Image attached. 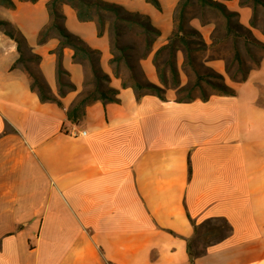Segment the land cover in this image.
Here are the masks:
<instances>
[{"label": "crops", "instance_id": "obj_1", "mask_svg": "<svg viewBox=\"0 0 264 264\" xmlns=\"http://www.w3.org/2000/svg\"><path fill=\"white\" fill-rule=\"evenodd\" d=\"M12 1L0 2V21L23 38L21 48L39 55L34 66L49 98L32 87L18 42L0 25V264H264V50L233 80L225 57L212 54L223 30L213 7L105 0L146 16L159 31L147 49L139 27L125 24L121 36L141 80L163 88L162 96L146 91L138 98L124 85L131 71L121 63L117 73L111 62L109 24L100 33L98 21L81 20L62 2L64 28L99 51L97 65L108 76L102 83L116 90V100H91L73 119L69 111L93 85L89 59L74 57L70 45L60 56L53 31L40 41L51 22L49 0ZM214 1L234 13L230 22L222 16L225 38L240 53V41L264 46L261 4ZM190 6L196 12L188 16ZM174 34L188 45L178 39L172 52L159 51ZM170 61L178 71L174 87L167 86ZM198 61L234 92L179 100L185 68ZM59 66L66 71L61 81ZM72 126L86 133L67 134ZM216 219L231 231L192 261L188 247L199 225Z\"/></svg>", "mask_w": 264, "mask_h": 264}, {"label": "trees", "instance_id": "obj_2", "mask_svg": "<svg viewBox=\"0 0 264 264\" xmlns=\"http://www.w3.org/2000/svg\"><path fill=\"white\" fill-rule=\"evenodd\" d=\"M148 1L152 2L155 5L159 4L158 0H148ZM198 1L201 2L202 5L217 8L227 18L228 22H230L231 17L234 15V13L229 12L226 9L225 5L219 1H214V0H198ZM0 2L7 6H14L12 0H0ZM62 2H70V4H72V6L76 9L78 17L81 20L98 21L100 27L99 28L100 33H102L106 23L109 24L110 31L112 34L113 57L111 59V62L116 65L117 73H119V66L121 63H123L131 71L130 76L124 79V85L130 83L131 86L136 91L138 98L141 97L146 91L154 92L159 96H162L161 93L163 91V88L153 83L143 82L139 77V74L134 69L135 67L130 63L131 55L129 54V51L132 49V46L121 45L120 43V36L122 33L121 30V22H122L126 24L128 29L134 26L139 27L141 29L140 34H144L143 42L145 48L147 49L150 46L152 40L158 34L159 31L151 26L146 16L139 15L138 13H127L121 5L107 2L105 0H49L48 8L51 14V22L46 27H44L40 32V41L45 40L49 36L51 31L55 32L61 38L59 55L60 56L62 55L61 49L64 46L66 45L72 46L75 50L74 57L78 59H86V58L89 59L92 68V73L94 75L93 80H88V82H91L93 84L94 88L90 89L87 92L86 96L80 99L78 103L73 107V109L69 111V116L71 118L75 119L81 116L82 111L84 109V105L91 100L100 99L104 102L116 100V98L114 97V95L116 94V90L109 87H105L104 84L102 83V80H108V76L106 74L101 73L97 65V60L99 58V51L91 49L88 45L84 43V41L81 38L68 33L64 28L62 24V20L64 16L59 11V5ZM0 25H4L7 29L8 35H10L18 42V50L20 51V53H22L21 43L23 42V38L18 35L16 36L13 28H11L7 22L0 21ZM236 28L239 30L243 29L241 25H237ZM191 34H196V33L193 31L191 32ZM178 39L180 42L188 45V42L185 40L184 37H179L178 34H174V36L172 37V41L168 45H165L164 47L160 48L159 51H161L164 48H169L170 52H172L174 48L173 43L175 42V40ZM259 45L263 46L261 44ZM33 56L35 60H39L40 58L39 55H33ZM169 64H170L171 74L174 77V81L178 83V71L172 61H170ZM30 73L34 77V82L32 84V87L38 88L42 99L49 98L47 95L44 94L45 89L42 83L40 82V78L37 72L35 70H30ZM64 73H66V71L62 69L61 66H59L58 75L60 81ZM215 76L223 78L222 75H219L217 73H215ZM161 77L162 80L165 82L164 75L161 74ZM208 83L214 84L216 87L220 88L221 92L225 94H230L234 92V90L231 89L229 86H227L224 82L220 84V83H213L212 81H208ZM207 96L208 95H206L205 97ZM222 221L227 225L228 227L227 234H229V232L231 231V227L226 221L224 220ZM188 250L191 260L193 261V257L195 254L191 251V247L190 248L188 247Z\"/></svg>", "mask_w": 264, "mask_h": 264}, {"label": "rangeland", "instance_id": "obj_3", "mask_svg": "<svg viewBox=\"0 0 264 264\" xmlns=\"http://www.w3.org/2000/svg\"><path fill=\"white\" fill-rule=\"evenodd\" d=\"M245 1L259 3L264 7V0H245ZM192 6L189 7L188 16H191L196 12V9ZM212 9L214 11H217V13L219 14L218 21L220 22V26L223 27V30H219L218 32L219 43L214 47L212 54L224 56L227 62L228 74L231 76L233 80H239L244 77V75L246 74V72L250 67L255 66L257 64L258 54L256 53L260 54L261 52H263L264 49L259 47V45H256V43H254L253 46H248L247 45L248 41L252 42V40L249 39L244 41L245 45H242L240 41V45L238 46L239 49L245 50L244 54L240 53L239 50H237L236 45H233L231 41L225 38L226 25L224 22V18L222 17L223 14L216 8H212ZM121 30H122L121 33L122 36V34L126 32L125 23H121ZM187 31H191V30L188 29ZM121 36H120L121 45H125V43L126 45H129L130 44L129 41L126 40L125 42L121 41ZM194 39H198V38L194 36ZM195 46H198L202 50L200 51V53L204 54L205 47L201 43H198L197 45L195 44ZM129 54L131 55V52H129ZM20 60L24 64L26 63V66L28 67L29 71L30 70L36 71V68L34 66L36 60L33 54L30 53L27 49L22 48V56ZM195 65L196 67L194 66V63L193 65L190 63L188 64V67L185 68L187 82L185 85H183L177 90L176 97L178 99L186 100L190 98H195L196 96H200L204 98L210 92H221L220 88L216 87L214 84L208 83V81L221 84L223 83V78L215 76V73L210 69L205 68L202 62L198 61L197 63H195ZM160 66H164L163 63H160ZM167 67H168L167 70L170 69L169 66ZM90 80H93V78H91ZM167 86H172V87L175 86V81L173 78H169ZM92 88L93 85L90 89ZM86 94H84V96H86ZM227 232H228V227L222 220L216 219V220H206L202 222L199 225L197 234L192 241L193 249L191 251L193 253L202 251L208 244L213 243L219 240L220 238H222L223 236H225Z\"/></svg>", "mask_w": 264, "mask_h": 264}, {"label": "built area", "instance_id": "obj_4", "mask_svg": "<svg viewBox=\"0 0 264 264\" xmlns=\"http://www.w3.org/2000/svg\"><path fill=\"white\" fill-rule=\"evenodd\" d=\"M66 132L75 137L86 133L85 131H79L76 126L70 127Z\"/></svg>", "mask_w": 264, "mask_h": 264}]
</instances>
